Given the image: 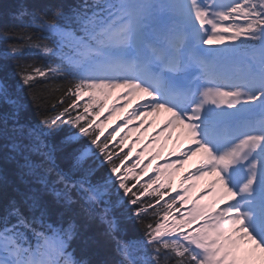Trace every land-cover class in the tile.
<instances>
[{"label":"snow or ice","instance_id":"obj_1","mask_svg":"<svg viewBox=\"0 0 264 264\" xmlns=\"http://www.w3.org/2000/svg\"><path fill=\"white\" fill-rule=\"evenodd\" d=\"M9 15L0 264H264V0H18ZM161 116L151 142L175 136V159L142 181L157 155L127 163L139 138L122 146Z\"/></svg>","mask_w":264,"mask_h":264},{"label":"trees","instance_id":"obj_2","mask_svg":"<svg viewBox=\"0 0 264 264\" xmlns=\"http://www.w3.org/2000/svg\"><path fill=\"white\" fill-rule=\"evenodd\" d=\"M17 2L18 0H0V24L12 22L9 14L15 9ZM34 2H36V0H34ZM0 47H3V45H0ZM23 58L27 60H40L41 57L25 55ZM2 77H7L9 83L15 89L18 83V78L14 75V69L11 62L6 65L4 70H0V78ZM23 95L26 103H28L29 113L31 114L32 118L35 119V109L32 107L31 101L28 99L27 89H24ZM130 234L136 237H140L142 235V230L138 225L132 224L130 225Z\"/></svg>","mask_w":264,"mask_h":264},{"label":"rangeland","instance_id":"obj_3","mask_svg":"<svg viewBox=\"0 0 264 264\" xmlns=\"http://www.w3.org/2000/svg\"><path fill=\"white\" fill-rule=\"evenodd\" d=\"M115 118H116V116H115ZM115 118H113V122H114Z\"/></svg>","mask_w":264,"mask_h":264}]
</instances>
